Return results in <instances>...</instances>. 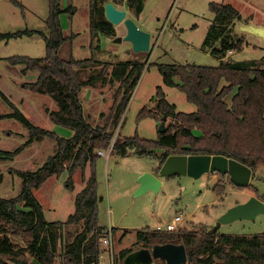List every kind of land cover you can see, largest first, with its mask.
<instances>
[{
	"label": "trees",
	"instance_id": "trees-1",
	"mask_svg": "<svg viewBox=\"0 0 264 264\" xmlns=\"http://www.w3.org/2000/svg\"><path fill=\"white\" fill-rule=\"evenodd\" d=\"M109 1L116 5L126 4L129 10L139 15L146 0H90L94 19L90 25L92 41L99 39L100 34L111 38L116 36L115 25L105 14V4ZM13 2L20 5L16 0ZM210 9L218 20L210 26L204 46L220 58V64L158 65L164 83L181 89L187 99L196 104L197 110L191 113L178 111L176 105L167 99L163 88L158 86L154 109L145 106L139 113V117H152L158 122L164 116L169 119L165 131L159 130L156 140L137 134L123 137L121 133L119 139L114 140L132 91L145 68L144 62L126 61L115 65L111 81L119 80L121 86L109 115L104 117L102 114L95 121L85 113L81 93L85 87L104 78L108 65L100 73L83 80L79 68L96 60L61 57L60 49L69 40L61 15L67 13L72 19L77 10L74 4L63 7L62 0H49L47 32L31 29L0 31V41L33 33L44 38V57L14 55L7 59L13 65H23V73H38L35 81L24 85L53 96L61 112L49 113L51 120L73 131L71 136L64 137L54 130L37 126L0 89V96L11 108L10 112L1 114L0 119L14 118L29 131L25 143L13 151L0 150V154L13 158L33 142L48 138L56 142L55 152L43 165L35 170L17 172L23 178L18 195L0 196V264H99L107 228L99 223L101 197L95 164L100 156L98 150H107L112 144L111 155L126 156L134 150L139 156L156 158L159 166L155 173L172 154L224 155L251 167L253 176L259 166L264 167V57L261 63L257 59L228 57L230 50L241 51L246 43V33L237 36L235 31V25L243 22L241 13L228 3L211 2ZM96 48L98 46L93 47V51ZM87 165L91 168V175L76 199L75 212L67 221H48L34 190L48 178L60 177L65 171L69 175L67 185L71 188L73 173L77 169L84 172ZM219 175L224 177V174ZM214 189L223 195V181ZM116 230L113 228L112 232L115 234ZM166 243L185 245L188 255L185 264H264V233L252 237L218 234L217 228L205 224L173 231L146 227L138 232L134 247L116 252L115 264H127L126 256L137 249Z\"/></svg>",
	"mask_w": 264,
	"mask_h": 264
},
{
	"label": "rangeland",
	"instance_id": "rangeland-1",
	"mask_svg": "<svg viewBox=\"0 0 264 264\" xmlns=\"http://www.w3.org/2000/svg\"><path fill=\"white\" fill-rule=\"evenodd\" d=\"M16 1L20 5L13 0H0V31L8 33L31 29L47 32L49 0ZM211 2L231 4L239 10L244 23L264 26V0H146L144 10L139 15L128 10V16L134 15L137 24L152 35L151 49L135 52L131 42H115V37L100 34L99 39L92 41L90 25L94 19L90 0H62L63 7L71 3L77 10L72 19L67 13L61 15L64 31L69 36V40L60 49L61 57L96 60L91 65L79 68L83 80L100 73L108 65V73L104 78L85 87L81 93L85 113L91 120H99L102 114L106 117L112 109L121 86V81H111L115 65L126 61L146 63L120 120V128L116 129L114 140L119 139V133L123 137L137 134L152 140L158 138L161 122L152 117H139L143 107L154 109L156 106L158 86L163 88L167 99L176 105L178 111L191 113L197 110L196 104L190 102L181 89L164 83V75L158 65L220 64V58L204 46L210 26L218 20L210 9ZM115 28L116 36H119L121 29L118 25ZM235 31L237 36L244 35V32L239 31V23L235 25ZM244 37L246 43L243 49L229 53L228 57L235 60L257 59L261 63L260 60L264 57L261 38L247 33ZM96 46L98 48L93 51ZM14 55L44 57V38L33 33L0 41V89L37 126L54 130L64 137L71 136V129L54 123L50 118L49 113L61 112L56 99L24 85L35 81L38 73H23V65H13L8 61L7 58ZM131 81L132 79L129 80ZM10 111L11 108L0 96V115ZM28 135L29 131L16 119H0V150L13 151L27 141ZM55 149V140L48 138L33 142L13 158L0 154V196L18 195L23 187V178L17 172L37 169ZM67 165L70 163L67 162ZM158 166L156 158L139 156L134 150H130L126 156L110 155L107 158L100 155L96 160L95 173L101 197L99 223L106 228L117 229L115 234L112 232L115 252L134 247L138 232L146 227L167 229V224L179 214L184 219L182 227L189 229L205 224L217 228L218 234L252 237L264 233V213L254 219H239L219 225L220 216L232 206L247 201L253 195L264 197L263 166L256 169L251 179L250 185L254 189L250 185L238 187L232 184L228 175L222 177L219 173L208 172L199 177H162L163 185L158 191L139 193L140 177L145 172H155ZM90 175L91 168L87 165L84 172L77 169L73 173L71 188L67 185L69 175L65 171L60 177L53 175L48 178L34 190L48 221L68 220L75 212L76 199L85 188ZM221 180L225 186L223 195H219L214 189ZM153 264H166V261L156 259Z\"/></svg>",
	"mask_w": 264,
	"mask_h": 264
},
{
	"label": "water",
	"instance_id": "water-1",
	"mask_svg": "<svg viewBox=\"0 0 264 264\" xmlns=\"http://www.w3.org/2000/svg\"><path fill=\"white\" fill-rule=\"evenodd\" d=\"M105 14L113 25H118L121 29L120 35L115 37V42L129 41L135 52L151 49V33L142 29L134 18L128 16L127 9L119 8L109 1L105 4ZM239 31L261 38L264 44V26L240 21ZM166 122L167 116H164L159 126L161 132L165 131ZM208 172L228 175L238 187H247L253 177L251 167L224 155L172 154L167 157L157 173L148 171L140 177L139 193L148 190L158 191L163 185L162 177L174 175L199 177ZM261 213H264V199L253 195L247 201L232 206L223 213L219 218V225L239 219H254ZM156 259H163L166 264H185L188 261L186 247L184 244L176 243L155 244L152 248L142 247L129 253L125 262L127 264H153Z\"/></svg>",
	"mask_w": 264,
	"mask_h": 264
},
{
	"label": "built area",
	"instance_id": "built-area-1",
	"mask_svg": "<svg viewBox=\"0 0 264 264\" xmlns=\"http://www.w3.org/2000/svg\"><path fill=\"white\" fill-rule=\"evenodd\" d=\"M234 51L230 50L229 53H233ZM113 150V144L107 150H99L98 153L102 156L109 157ZM184 223V219L181 214L176 215L173 220H171L167 224V230L173 231L178 230L182 227ZM107 235L104 237L102 244H101V253L99 264H115V250L113 247V233L112 229L107 228L105 230Z\"/></svg>",
	"mask_w": 264,
	"mask_h": 264
},
{
	"label": "crops",
	"instance_id": "crops-1",
	"mask_svg": "<svg viewBox=\"0 0 264 264\" xmlns=\"http://www.w3.org/2000/svg\"><path fill=\"white\" fill-rule=\"evenodd\" d=\"M119 8H122V9H127V11L129 10V8L127 7V5L126 4H124L122 7H119ZM131 11V10H130ZM130 11H128V12H130ZM132 12V11H131ZM132 14H133V12H132ZM131 17L132 18H134L135 20H136V18L134 17V15H131ZM234 53V52H233ZM182 228V227H181Z\"/></svg>",
	"mask_w": 264,
	"mask_h": 264
},
{
	"label": "flooded vegetation",
	"instance_id": "flooded-vegetation-1",
	"mask_svg": "<svg viewBox=\"0 0 264 264\" xmlns=\"http://www.w3.org/2000/svg\"><path fill=\"white\" fill-rule=\"evenodd\" d=\"M216 174V173H215ZM218 174V173H217ZM262 199H264V198H262Z\"/></svg>",
	"mask_w": 264,
	"mask_h": 264
},
{
	"label": "bare ground",
	"instance_id": "bare-ground-1",
	"mask_svg": "<svg viewBox=\"0 0 264 264\" xmlns=\"http://www.w3.org/2000/svg\"><path fill=\"white\" fill-rule=\"evenodd\" d=\"M116 37V36H115Z\"/></svg>",
	"mask_w": 264,
	"mask_h": 264
}]
</instances>
